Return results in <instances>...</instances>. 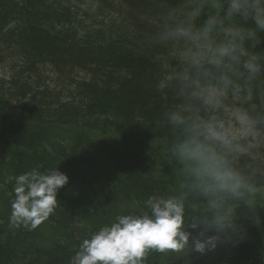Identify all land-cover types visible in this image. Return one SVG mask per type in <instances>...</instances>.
Segmentation results:
<instances>
[{
    "label": "trees",
    "instance_id": "trees-1",
    "mask_svg": "<svg viewBox=\"0 0 264 264\" xmlns=\"http://www.w3.org/2000/svg\"><path fill=\"white\" fill-rule=\"evenodd\" d=\"M228 7L229 0H0V63L23 66L14 79L0 77V264H72L81 243L117 217L151 218L150 198L182 207L189 242L179 252L146 249L138 264H264V152L255 157L208 135L226 117L205 94L216 90L238 101L264 142V30L251 13L229 17ZM210 19L216 26L204 37ZM178 27L192 38L175 36ZM221 45L234 47L237 59L191 64L193 54ZM46 70L67 87L75 72L84 78L71 93H54L43 85ZM190 143L214 159L182 157ZM56 169L68 183L54 213L35 229L12 227L16 179ZM224 172L237 179L216 178ZM237 182L235 191L225 187ZM211 237L215 248L194 251L193 240Z\"/></svg>",
    "mask_w": 264,
    "mask_h": 264
},
{
    "label": "clouds",
    "instance_id": "clouds-1",
    "mask_svg": "<svg viewBox=\"0 0 264 264\" xmlns=\"http://www.w3.org/2000/svg\"><path fill=\"white\" fill-rule=\"evenodd\" d=\"M215 6V5H214ZM252 14L256 26L264 30V0H229L227 15ZM198 15V11L195 13ZM216 26V21L210 19L205 26L202 35H207ZM177 37L191 39L192 33L184 27H178L174 33ZM208 55L202 57L193 54L190 62L194 67H201L203 60L219 68L225 58L236 60V49L228 46H218L215 49L208 48ZM250 73H257L259 67L252 61L245 64ZM225 86L228 85L223 78ZM222 93L213 90L210 96L216 97ZM174 122H181L177 115L172 117ZM208 135L212 139L222 140L224 137L214 127L209 126ZM184 158L203 161L207 164L208 159L204 153L206 149L200 144L190 143L182 145L179 149ZM216 178L228 181L237 179L231 172L216 174ZM68 183L66 175L57 171L41 174L36 170L20 175L16 179L14 188V200L11 203L10 225L12 227L23 226L35 229L48 220L58 205L56 195L60 188ZM235 186L225 184L235 191ZM152 210V217L144 216H120L111 226L102 227L90 239H85L79 251L72 259V264H138L143 259L146 249H155L160 252H179L188 244L189 235L181 231L183 223V209L172 200L148 201ZM203 235V233L201 234ZM194 251L205 254L206 250L215 248L216 238L211 237L203 242L200 239L193 240Z\"/></svg>",
    "mask_w": 264,
    "mask_h": 264
},
{
    "label": "rangeland",
    "instance_id": "rangeland-1",
    "mask_svg": "<svg viewBox=\"0 0 264 264\" xmlns=\"http://www.w3.org/2000/svg\"><path fill=\"white\" fill-rule=\"evenodd\" d=\"M21 68H23V66L22 63L19 62V60H15V63L13 65L0 63V77L5 76L9 78L12 77V79H14L18 76V69L20 72ZM47 71L48 70L44 71L45 73L43 77L45 78V75L48 74L51 80L46 83L44 81L43 85L47 86L48 89L54 93L61 92L63 94H69L75 88L74 82L84 78L81 73L75 72L73 75L74 81L71 82L70 86L67 87L69 83L64 84L58 74L51 75V73H48ZM211 92L212 90H209L205 94L208 95V97L214 98L215 104L217 106L221 105L224 107L226 117L225 119H222L217 123L211 125L217 132L221 133L224 138L222 140H216L212 139L210 136L209 137L213 141L218 143H227L230 145L243 144L245 152L248 150L249 152H252L250 149H253L252 153L256 155L255 157H259L258 155L264 152V142L258 139L257 134L255 133V131H253V128L251 127L245 116L240 113L238 101L236 99L228 98L223 94L212 97L210 96ZM221 98L225 99V102L219 100ZM216 99L218 101H216ZM255 149H257V151H255Z\"/></svg>",
    "mask_w": 264,
    "mask_h": 264
}]
</instances>
